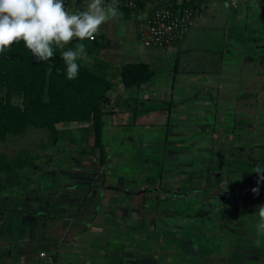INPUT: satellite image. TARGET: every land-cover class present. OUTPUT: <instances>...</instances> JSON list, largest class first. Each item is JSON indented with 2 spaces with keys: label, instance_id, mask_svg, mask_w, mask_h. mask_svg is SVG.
I'll return each instance as SVG.
<instances>
[{
  "label": "crops",
  "instance_id": "obj_1",
  "mask_svg": "<svg viewBox=\"0 0 264 264\" xmlns=\"http://www.w3.org/2000/svg\"><path fill=\"white\" fill-rule=\"evenodd\" d=\"M202 7L197 13L196 25L178 44L165 48H153L152 53H148L140 52L134 47L135 44L130 42V46H133L131 49L135 51H122L120 58L104 56L105 50H110L111 45L101 52L104 60L111 63L107 69V77L113 82L114 90V95L109 94L110 102L105 106L108 111L104 117V142L108 152L106 163L103 166H97L99 165V161H96L97 158L99 160L98 153L96 157L86 158L74 149L58 153L53 150L50 152L41 150L39 162L47 155L46 163H48V158L54 155V162L61 160V164L56 169V173L53 170L55 166L52 164L47 165L45 162V164H37L34 181L50 179L52 183L50 185L55 194L49 203L55 202L63 207L48 212H43L39 208L36 215H33L34 220L30 219L29 224L23 219L25 216H30L29 213L25 210L21 214L16 212L15 222L17 223L13 224V228L5 226L7 216L0 218L3 220L0 223V264H105L99 257L98 241H101L103 246L113 243V252L116 253V249L119 253L124 247L121 243L122 230L132 229V220L138 219L140 214L144 215L146 221L147 214H153L157 203L155 200L165 199L167 202H172L180 199L182 192L186 191L179 190L182 182L175 178L174 173L180 174V169H183L180 165L181 157L192 154V150L185 143H196V136L203 131L202 127L205 128V125L211 124L209 119H206L207 115L210 113V119L214 120V137L217 135L219 123L228 124L229 117L224 111L226 108L235 107L231 106L234 99L233 92L240 94L239 97L242 98L240 102L244 104L250 103L248 99L251 93L257 99L255 103L262 101L264 63L258 61V52L264 48V0H244L238 8L231 7L227 0H213L204 3ZM99 11L103 10H98L90 2H84L71 5L64 13L54 10L44 15L35 14L32 19L23 20L22 31L34 35L51 34L58 40H62L65 37H75L84 32L85 27L93 26L96 30L91 32L102 31L111 39V31H106L107 29L103 28L104 24H100L104 20L100 17L96 18L100 16ZM218 13L222 14V21L217 25H209V17L211 15L215 17ZM238 13L241 15L239 18L241 28L233 24L235 18L233 14ZM50 18L52 23L49 24ZM108 21L109 24L113 23L110 18ZM204 25L221 31L217 34L219 41L215 50L201 51L200 49L199 36L202 34L199 31ZM113 27L111 24L110 29L113 30ZM127 33L129 40L133 37L140 40L138 23L131 25ZM127 62L150 64L155 70L153 79L141 87L126 88L121 81L120 68ZM166 76L168 79L165 78ZM259 93H262L263 98H260ZM166 103H169V110L163 107ZM239 116L243 115L239 114ZM163 124L166 130L162 144L163 160L161 164L155 165L159 169L157 173L155 172L156 176L153 175L154 171L151 168L152 172L144 170L145 173H142L144 174L142 177H146L148 173L147 178H151L148 179L150 181L136 185L129 183L123 175V170L117 167L120 162L122 163V159L118 157L121 154L115 155L116 153L109 148L114 143H121V139L114 138L113 134L124 126H131V129L147 128L151 131L152 128ZM70 126L75 127L77 124L73 123ZM183 133H185L184 136H182ZM174 134L182 139L180 141L172 139ZM142 137L144 138L145 134H142ZM152 138L145 139L146 142L148 139L146 144L148 147L154 146ZM107 139L112 142L110 145H107ZM75 157L79 158L74 159ZM167 158L173 159L171 166H168L170 163ZM94 163L97 165H92ZM157 163L158 161L155 164ZM97 167H100V177L102 176L101 179H103L92 186L93 181L90 179ZM74 177L77 179L74 180ZM154 177L160 180L155 183L156 186ZM64 178L69 180L64 181ZM116 180L118 181L115 182ZM9 185L3 183L2 188L5 189ZM33 190L40 198L43 195L38 193H47L42 186H37ZM35 193L29 197L27 204L32 202L33 196L37 197ZM153 196L156 198L154 199ZM33 200H36L33 204L42 205L39 198ZM90 205H94V208L89 209ZM137 206H141L140 210ZM87 211L94 213L88 217ZM126 214L129 217H126ZM169 216L173 215L158 213L151 221L168 219ZM122 218L130 222L128 225L124 224L126 229L121 226ZM83 221L87 223L84 225ZM146 225L149 229L153 226L151 223ZM135 226L137 227L136 224ZM16 234L17 237H15ZM27 235L29 241H27ZM125 235L129 241L127 250H132L131 248L136 246L133 244L134 237L132 238L129 231ZM90 239L91 242L96 241L93 243L94 247L97 246L98 256L95 259L89 256L90 249L94 248L90 245ZM41 251L53 253L56 262L47 263L46 259L40 256ZM134 258L130 257L128 264H135ZM124 263L125 261L119 256V259L107 264Z\"/></svg>",
  "mask_w": 264,
  "mask_h": 264
},
{
  "label": "rangeland",
  "instance_id": "obj_2",
  "mask_svg": "<svg viewBox=\"0 0 264 264\" xmlns=\"http://www.w3.org/2000/svg\"><path fill=\"white\" fill-rule=\"evenodd\" d=\"M99 14L100 16L96 18L100 17L101 20H104V22L100 24H104L105 27L103 28L112 33L111 49L105 50V57L116 56L120 58L122 57V54H120L122 51H135L131 49L133 46H130V42H133L135 44L134 47L140 52L152 53L153 48L144 46L141 40H136V37L129 40L127 35V31L129 32L131 25L134 26L139 20L134 18L126 19L122 10H113L111 7L99 11ZM233 15L235 17L233 24L236 25L237 28H241L239 22L240 13ZM141 16L142 13L139 15L138 19H140ZM221 16V13H218L215 17L211 15L208 19L209 25H217V23L222 21ZM108 17L113 20V23L109 24ZM50 22L52 23V18L49 19V24ZM111 24L114 26L113 30L110 29ZM201 29L202 30L199 31L200 34H202L199 36L201 51L215 50L217 41H219L217 34L221 33V31L205 25L202 26ZM94 30H96V27L87 26L84 29V33ZM165 78L168 79L167 76ZM109 94L114 95V90L112 89ZM232 95L234 99L232 100L231 106L235 107L226 108L224 111L229 117L228 124L219 123L217 135L213 137L214 120L210 119L211 114L209 113L206 119H209L211 124L205 125V128L202 127L203 131L196 136V143H185V145L192 150V154L185 153L186 155L181 157L180 165L183 169H180V174L174 173V176L178 181L182 182L179 190H193L183 194L184 196L181 194L180 199H175L172 202H167L165 199L161 201L155 200L157 203L153 209V214H147L146 221L144 220V215L140 214L138 215V219L132 220V229L128 230L132 238L134 237L133 244H136V246L131 248L132 250H127V248H129L128 237L125 235L126 232H128L127 230H122L121 243L124 247L119 253H117L118 251L116 249V253L113 252V243L103 246L101 241H98V246L100 247L99 257L105 264L119 259V256L125 261L124 264H128V259H130V257H135V264H183L185 260L188 261H186V264H243L242 262L251 259L264 260V166H252L249 164L248 159L245 158L249 154L251 146L257 148L255 153L259 152L258 154H261L262 151H264V98L261 97L262 93H259L258 95L263 99L255 103L257 99H255L251 93V97L248 99L251 104H244V102H240L242 98L239 97V93L233 92ZM15 101L18 103L21 101V98L17 97ZM168 106L169 103L163 105V107L167 108ZM167 110H169V108ZM230 112L232 113L230 114ZM239 114L245 117L239 116ZM164 125L165 124L152 128L151 131L147 130V128L138 129V127L136 129H131V126H124L113 134L114 138L119 137L121 139V143H114L113 146H109V148L113 150V153H116L115 155H117V153L121 154V156L118 157L122 159V163L120 162L117 167L123 170V175L127 178L129 183L132 182L133 185H136L140 182L150 181L148 179L151 178H147L149 174L147 173L148 176L146 174V177H142L144 176L142 173L144 170L151 171V168L154 171L153 175L156 176L155 172L159 169L155 165L161 164V160H163L162 144L166 131L163 127ZM49 133V130L46 128L29 125L26 132L10 134L6 140H0V153H6L11 156L26 150L36 154L40 152L41 147L43 148L46 143H48ZM142 134H145L144 138ZM184 134L185 133H183L182 136H184ZM174 135L175 138L172 137V139H178L179 141L182 139H179V135ZM151 137L154 139L152 140L154 146L148 147L146 144H148V139L151 140ZM146 138H148L147 142L145 141ZM106 143L110 145L112 142L107 139ZM48 147L47 150H42L47 152L53 150L57 153L73 149L77 150L75 146L67 142H60L56 147ZM52 156V160H49L48 163H46L47 159L43 158L40 162L37 161L36 164L30 165L27 171L24 170L20 173L18 180H22L27 176H32L30 180L27 181L26 179L9 185L7 188L0 191V198H2V200H0V218L7 216L8 221L5 219L7 222H5V226L14 227L13 224L17 223L15 222L17 220L15 217L16 212L21 211L22 213L25 210L26 213H29L30 216L23 217L26 223L29 224L30 219L31 221L34 220V216L37 211H39V208H41L43 212H48L49 210L63 207L62 205L55 204V202L49 203L53 198V194H55V191H52L53 188L50 179L44 178L39 182L34 181L37 164H52L55 166L53 170H55L56 173V169L60 166L61 160L56 163L54 162L55 156ZM77 158L79 157H75L74 159ZM86 158L89 157L86 156ZM167 160L170 163L168 166H171L173 159L167 158ZM96 161H99L98 158ZM157 161L158 163L155 164ZM210 164L211 168H209ZM92 165L97 164L94 163ZM97 166H100V164ZM99 169L100 167H97L92 173V179H90L93 181L91 184L92 186L103 179H101L102 176L100 177ZM184 169H186V171H183ZM61 179L62 178H60V180ZM76 179L77 178L74 177V180ZM66 180L69 179L64 178V181ZM154 180V184L160 181L156 177H154ZM117 181L118 180L115 182ZM124 181L123 183H125ZM37 186H42L46 189V195L38 193L39 195H43L40 198L37 193H35L36 191L33 190ZM231 188H234L236 192L242 195H240V197H235V194L232 195L231 201L229 205H227L225 203V198H223L221 194L224 191H226V193L223 194H228ZM137 190L139 191L140 189L138 188ZM33 193H35L37 197L33 196L32 198H39L42 205L33 204V201H36L33 199L32 202L27 204L28 199H30L29 197L32 196ZM153 198L155 199L156 197L153 196ZM54 201H56L55 198ZM197 204L202 207L206 206L210 213H203L200 208L197 207ZM147 207H149V204H147ZM88 208L92 209L94 205H90ZM137 208L140 210L141 206H137ZM211 211L218 212V214L223 216V219L219 220L217 216L213 218L210 216ZM87 212L88 217L91 216V213H94L92 211ZM141 213L143 212L141 211ZM158 213H170L174 216H169V218L166 219L167 221H171H169V227L162 225L161 222H153L155 218L153 216H156ZM196 214L202 215L204 220L201 221V217L196 216ZM126 215V217H129L128 214ZM210 217L213 219H210ZM12 219H14V221ZM122 219L121 226L126 229L124 224L128 225L130 222L125 220V218ZM151 219L153 220L151 221ZM2 221L3 220L0 219V223ZM86 223V221L82 222L84 225ZM146 223L149 225L151 223V226H153L149 229ZM176 223L182 227L180 229V231H182L181 235L185 230L184 235L186 236V240L184 238L179 240L177 239L178 236H175L177 232V227H175ZM174 229L175 233L171 231ZM15 237H17V234ZM13 240L17 239L13 238ZM27 241H29L28 235ZM94 242L96 241L91 242L90 239V245L92 247H94ZM125 246L126 249H124ZM36 247L39 248L38 246ZM96 248L97 246L91 248L89 251V256L92 257V259L98 256V254H96ZM193 250H198L199 252L194 253V255L199 256L198 262L192 261V258L188 256L190 251ZM54 262H56L55 258ZM259 264H264V262L262 261Z\"/></svg>",
  "mask_w": 264,
  "mask_h": 264
},
{
  "label": "trees",
  "instance_id": "obj_3",
  "mask_svg": "<svg viewBox=\"0 0 264 264\" xmlns=\"http://www.w3.org/2000/svg\"><path fill=\"white\" fill-rule=\"evenodd\" d=\"M206 2L193 0L191 5L199 11ZM146 5L142 2L136 7H126L113 1L110 7L122 10L126 19L140 21L139 15ZM54 10L57 8H45L39 13L18 11L0 18V140L26 132L29 125L46 128L50 132L49 141L40 151L67 141L84 156L96 157L98 153L99 164L103 166L108 157L104 142V117L108 112L105 106L110 102L113 82L107 77L111 63L104 60L101 52L110 47L111 39L102 31L82 32L62 40L51 34L22 31L23 20ZM258 56V61L264 63V48ZM154 75L152 66L144 62H127L120 68L126 88L141 87ZM17 97L21 98L18 103ZM73 123L77 126L71 127ZM256 149L255 146L249 149V162L259 167L264 165V157L255 153ZM40 156V152L26 150L13 156L0 153V183L12 185L23 181L18 180L20 173L36 164ZM43 158L47 159V155ZM31 178L27 176L24 180Z\"/></svg>",
  "mask_w": 264,
  "mask_h": 264
},
{
  "label": "built area",
  "instance_id": "obj_4",
  "mask_svg": "<svg viewBox=\"0 0 264 264\" xmlns=\"http://www.w3.org/2000/svg\"><path fill=\"white\" fill-rule=\"evenodd\" d=\"M119 6L136 7L146 2V9L138 21V35L144 46L165 48L181 42L197 23L198 11L191 5L193 0H0V18L18 11L42 12L56 7L61 13L71 5L92 3L98 10L110 7L111 2ZM208 2L213 0H207ZM231 7L238 8L244 0H227ZM94 39V36H91ZM47 263H54V254L41 251Z\"/></svg>",
  "mask_w": 264,
  "mask_h": 264
},
{
  "label": "flooded vegetation",
  "instance_id": "obj_5",
  "mask_svg": "<svg viewBox=\"0 0 264 264\" xmlns=\"http://www.w3.org/2000/svg\"><path fill=\"white\" fill-rule=\"evenodd\" d=\"M258 155H260V156H262V154H258ZM262 157H264V155L262 156ZM245 158H247L248 159V161H249V155H247V157H245ZM249 164H250V162H249ZM262 166H264V165H262ZM190 190H193V189H190ZM190 190H188V191H190ZM223 193H226V191H224ZM221 194L222 196H223V198H225V203L227 204V205H229V203H230V201H231V198H232V195H234L235 197H239V196H237V195H242V194H240V193H238V192H236V190L234 189V188H231L230 190H229V193L228 194ZM184 196V195H183ZM197 207H199L200 208V210L203 212V213H210V211H209V209H207L206 208V206H204V207H202V206H200L199 204H197ZM196 216H200L201 218V221H203L204 220V217L202 216V215H198V214H196ZM210 216H212L213 218H216V216H217V219H223V216L221 215V214H218V212H213V211H211V215ZM213 218H211L210 217V219H213ZM170 221V220H169ZM169 221H167L166 219H164V218H161L160 220H158V221H156V222H161L162 223V225H166L167 227H169V225H170V222ZM173 224V223H172ZM174 225V224H173ZM175 227H177V232H176V235L175 236H178L177 237V239H181V238H184L185 240H186V236L184 235V233H185V230H184V233L181 235V232L182 231H180V229L182 228V227H180L177 223H176V226ZM248 229H250V228H248ZM169 231V230H168ZM171 231H173L174 233H175V229L174 230H171ZM192 233V232H191ZM184 235V236H183ZM196 235V234H195ZM198 236V235H197ZM235 237V236H234ZM186 242V241H185ZM166 247H169V246H166ZM185 248H186V246H185ZM261 248V247H260ZM196 252H198V250H193V251H190V253L188 254V256L190 257V258H192V261H197L198 260V257L199 256H197V255H194V253H196ZM199 253V252H198ZM186 261L187 260H185L184 262H183V264H186ZM264 262V260H258V259H251V260H247V261H245V262H242L243 264H259V263H261V262ZM188 262V261H187ZM198 262V261H197ZM197 264V263H196Z\"/></svg>",
  "mask_w": 264,
  "mask_h": 264
}]
</instances>
